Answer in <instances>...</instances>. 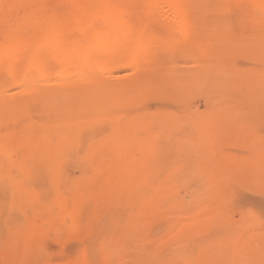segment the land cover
I'll list each match as a JSON object with an SVG mask.
<instances>
[{
  "label": "rangeland",
  "instance_id": "374dc122",
  "mask_svg": "<svg viewBox=\"0 0 264 264\" xmlns=\"http://www.w3.org/2000/svg\"><path fill=\"white\" fill-rule=\"evenodd\" d=\"M154 1L0 0V264H264V0Z\"/></svg>",
  "mask_w": 264,
  "mask_h": 264
},
{
  "label": "bare ground",
  "instance_id": "6f19581e",
  "mask_svg": "<svg viewBox=\"0 0 264 264\" xmlns=\"http://www.w3.org/2000/svg\"><path fill=\"white\" fill-rule=\"evenodd\" d=\"M154 3L155 8L157 9V14L159 13L165 15L166 13V15L169 14L171 15V18H174L173 7L170 6V4L165 0H155ZM91 32L93 33L94 38L99 41L98 47L100 51H102V54H110L114 56L115 51L113 50V40L118 34H120V23L110 18L107 13L102 11L98 13L97 18L92 25ZM98 47H96V50ZM47 52L49 54V57H51L55 68H62L64 72H68L67 67L65 66V60L67 59V57H61L58 50L54 46H49ZM94 69L98 71L100 68L94 66Z\"/></svg>",
  "mask_w": 264,
  "mask_h": 264
}]
</instances>
